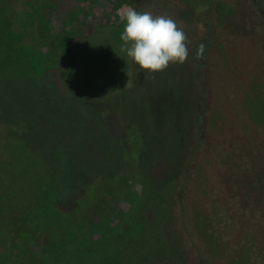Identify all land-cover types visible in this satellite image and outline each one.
Returning a JSON list of instances; mask_svg holds the SVG:
<instances>
[{"label":"rangeland","instance_id":"1","mask_svg":"<svg viewBox=\"0 0 264 264\" xmlns=\"http://www.w3.org/2000/svg\"><path fill=\"white\" fill-rule=\"evenodd\" d=\"M125 6L173 18L186 61L121 52ZM0 39V77L35 103L0 99V264H190L206 230L212 258L262 263V221L212 200L253 195L212 144L264 126V0H0Z\"/></svg>","mask_w":264,"mask_h":264},{"label":"trees","instance_id":"2","mask_svg":"<svg viewBox=\"0 0 264 264\" xmlns=\"http://www.w3.org/2000/svg\"><path fill=\"white\" fill-rule=\"evenodd\" d=\"M19 34H20L19 32L15 33L14 35H12V38L13 39L17 38V40H18ZM7 39H8V37H7ZM9 40H12V39L10 38ZM9 42L11 43V41H9ZM10 82H11V80H9L8 77H0V99L2 98L3 100H5L6 97H9V98L14 97V99L17 100L18 102L22 101L21 103H29V104H31V106L35 105L31 96L29 95V93L27 91L29 89H27L25 91V89H21L20 87L17 88L16 86H13V88H12V85L10 84ZM4 93L6 95H3ZM101 106H103V105L100 104L99 106H97V109L99 111H101L100 110ZM81 112L84 113L82 106H81ZM0 116L2 117V115H0ZM22 116H24V115H22ZM199 117L197 118V123L201 122V119H199ZM257 123L259 125L256 127L259 128L261 123H259L258 121H257ZM261 125L263 126V124H261ZM244 133H245V131L242 132L241 134H239V137L236 134L237 137H235V139H231V145H232L231 149L224 148L222 143H215V144H212V146L214 147L215 145H217L219 152H222L221 153L222 155L223 154L226 155V156H223L222 160H225V163H227V166H226L227 168H232L236 164V162L240 161L239 163H241V164L238 165L239 166L238 169L241 172L247 174V177H246V175H243L240 178V180H239L240 185L244 186L247 190H249L248 188L251 187V189H252L251 191H252L253 195L251 196V193H247V195H245V197H243V199H242L237 194H233V195L229 194L228 195L226 193L227 190H223V191L218 192L217 198L223 199L225 201H217L213 197H212V200L215 201L216 205H218V204L222 205L224 208L222 210L224 212H226V211L229 212L230 208L233 206L236 209L234 203L237 202L239 204L238 216H239L240 223H242L243 220H245V218H247L246 214L251 215L250 217H251L252 221L256 220L257 218L260 219L263 223L261 226L262 228H261L260 235L264 236V150L258 146L261 144V141L259 139H257L256 136H254L253 134H251V136H250L249 133H245V134ZM11 135H13V134L11 133ZM98 137L99 136H97V138H96L97 142H100L98 140ZM138 140H139V137L136 138L135 140H133L134 144H136V142H138ZM256 143H258V145H256ZM138 145H140V144H136L134 146L136 147ZM212 146H211V144H209L207 142L204 143V147H206V148H210ZM131 147H133V145H131ZM93 148H94V146H93ZM141 155H143V154H141ZM39 156H40V154H36L37 158ZM243 163L246 166H242ZM228 164H230V165H228ZM227 168H226V170H228ZM185 169H187L186 166H184L182 169V178L181 179L183 180V182L180 184L182 186L179 187V189L177 187L176 192H175V190L171 189V191L174 192L173 195L175 194V198L178 200H181L182 202H184L183 200H187L186 199L187 198L186 197V189L189 185V183H188L189 178H188V175H186V173H185ZM173 172H175V170ZM177 183L178 182L176 181V184ZM175 188H176V186H175ZM236 190L237 189H235V191ZM3 197H4L3 191H0V200H3ZM226 200L230 206V208H228V209H225V208H227L226 207ZM181 201H179V202H181ZM207 204H208V202H207ZM1 210L4 211L2 208H1ZM219 210L220 209H218V211ZM232 210H233V208H232ZM228 216L226 217V219L228 221H230V213ZM193 219L192 220L195 222V223L193 222V226H196V228H197V227H201V225H204L205 223L210 224L209 221L211 218H209V216H203V217L199 216L198 217L195 215L193 217ZM233 219L235 220V218H233ZM234 220H233V222H234ZM235 223H236V225H235V229H236L239 225H238L237 220L235 221ZM230 228L231 229H229V230H232L231 225H230ZM209 234H211V233L208 232L207 230L204 231L205 239H210ZM205 239H202L203 244L202 243L199 244V246L202 247L201 248L202 250L200 252H198L193 259H191L192 262H190V264H211V263L212 264H236V263H232L233 261L229 262L227 257H219V259L218 258H216V259L212 258L213 256L211 257V255H213L215 249H217V248H215L214 244L212 245L213 248H209L207 246L208 245L207 243H209V242ZM201 245H203V246H201ZM241 248L243 250L240 253V255L243 253L244 249H246V251H249L248 254L250 253L251 249L248 248L247 246H245L244 244L241 245ZM204 250L208 251V253H207L208 255L206 253L203 254ZM260 250L264 251V250H262V248ZM201 253H202V255L200 256ZM240 262H238V263H240ZM146 263L149 264L146 257L140 256L139 260H138V264H146ZM261 264H264V259H262Z\"/></svg>","mask_w":264,"mask_h":264},{"label":"clouds","instance_id":"3","mask_svg":"<svg viewBox=\"0 0 264 264\" xmlns=\"http://www.w3.org/2000/svg\"><path fill=\"white\" fill-rule=\"evenodd\" d=\"M121 19L124 21L121 52L140 69L156 73L166 70L170 64L186 61L187 35L173 18L125 6Z\"/></svg>","mask_w":264,"mask_h":264},{"label":"flooded vegetation","instance_id":"4","mask_svg":"<svg viewBox=\"0 0 264 264\" xmlns=\"http://www.w3.org/2000/svg\"><path fill=\"white\" fill-rule=\"evenodd\" d=\"M202 116V115H201ZM247 122V125H246V127L245 128H247V129H245V130H241V131H245V133H249L250 135L251 134H253V135H255L254 133H253V131L251 132V130L252 129H254V128H257V130L259 131V132H264V131H262V129H260V128H258V127H256V126H254V125H252V123H248V121H246ZM253 126V128L251 129V127ZM244 133V134H245ZM259 140L261 141V139L259 138ZM24 228H26V227H23V226H18V229L15 231V234H18L19 236H20V234L21 235H23L24 234Z\"/></svg>","mask_w":264,"mask_h":264}]
</instances>
